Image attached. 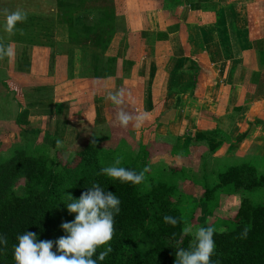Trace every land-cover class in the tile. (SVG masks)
<instances>
[{"label": "trees", "instance_id": "obj_1", "mask_svg": "<svg viewBox=\"0 0 264 264\" xmlns=\"http://www.w3.org/2000/svg\"><path fill=\"white\" fill-rule=\"evenodd\" d=\"M101 1L106 2L56 0L57 10L50 14L25 12L27 19L16 25L13 35L5 31L6 17L0 19V31L5 34L3 37L8 39L6 36H11L10 40L0 36V44H10L14 50L13 63L9 58L0 60V67L12 71L9 79L0 80V102L17 103L18 108L13 110V114L10 113L17 126L26 128L30 109L34 107L32 113H37L36 106L39 105L46 108V115L54 114L56 108L52 90L56 88V78L58 81L65 78L73 81L76 89L82 91L78 100L82 99L83 107L79 106L78 100L70 103V113L73 115L85 117L82 111L91 109L94 96L113 83L114 78V92L121 88L125 91L121 107L126 103L132 105L135 92L122 84L137 69L134 57L136 45L130 42L134 34L142 35L145 39L149 24L145 12H141L144 30L135 32L129 18L132 12L128 10L125 0H108L110 5ZM141 2L144 5L147 3L149 10L161 9L165 18H181L188 5L186 0ZM253 8L251 5L249 11ZM253 18L251 14L249 23ZM187 22L201 26L204 21L201 14L195 12L190 14ZM59 25L66 29L65 42L57 40L56 28ZM172 29L180 31L185 55L194 65L195 73L199 74L202 67L192 53L186 24L181 22ZM167 34L158 32L153 38L161 40ZM128 51L130 53L127 54ZM120 63L122 77L117 80ZM259 64L264 65V52L252 50L249 52L245 77V84L249 87L258 83L261 73ZM192 83L196 85L197 79ZM49 91L51 96L46 94ZM32 98H36L37 103ZM121 107L117 109L121 110ZM39 114H42L41 109ZM24 131L34 135L40 133V130ZM92 131L91 127H85L74 146L61 145L56 150L54 160L42 153V149H36L37 153L22 149L0 161V236L7 239V245L0 244V264H15L14 246L18 243V235L26 231L34 232L38 240L53 242L66 235L61 224L73 221L76 215L67 210L69 195L79 199L93 184L113 192L121 201V210L115 216V235L110 244L112 251L98 264H175L176 251L192 245L193 236L183 233L186 223L193 221L195 215L189 214L182 206L188 195H181L182 190L172 181V177H166L167 182L160 179L166 173L164 170V173L154 171L146 161L141 165L136 161L126 163L124 150L120 156L116 154L119 150L111 152L110 146L106 147L109 140H101ZM213 133L218 134L217 131ZM140 156L141 159L149 158L146 145H142ZM117 158L121 160L118 166L138 174L142 172L138 169L141 167L143 173L149 175V189L144 191L141 188L144 181L134 185L103 175L101 169L113 165ZM263 159L264 156H254L249 160L234 159L231 162H238L239 165L226 170L220 168L219 173L215 174L213 168L211 173H207L205 168L202 177L196 180L202 188V196L196 203L210 219L216 205L209 203L223 188L233 186L236 191L243 189L252 197H245L241 201L233 227L224 228L223 232L214 229L212 264H264V204H256L260 201L255 199L256 195L259 196L257 191L264 190V166L258 163ZM203 161L206 166L209 164L206 158ZM174 169V172L180 171L179 168ZM213 176L218 177L217 183L213 184ZM18 188L23 193H18ZM227 193L229 196L235 195L233 190ZM192 201L194 203L195 199ZM165 215L175 217L178 223L175 226L165 223ZM208 226L210 224L205 223L202 227ZM245 227L248 233L242 238ZM53 250H56L55 246ZM103 250L99 249L98 252Z\"/></svg>", "mask_w": 264, "mask_h": 264}, {"label": "crops", "instance_id": "obj_2", "mask_svg": "<svg viewBox=\"0 0 264 264\" xmlns=\"http://www.w3.org/2000/svg\"><path fill=\"white\" fill-rule=\"evenodd\" d=\"M186 1L188 5L181 18H165L161 9H131L129 16L135 32H139V23L143 20L140 13L145 12L148 30L152 34L168 33L161 40L153 38V34L140 45L142 55L137 69L129 79L122 81L136 93L135 115L147 113L149 117L136 128L135 140L140 130L139 137L155 140V145L161 143L158 148H162L167 142L165 139L171 136L177 151H190L186 155L189 165L195 162L202 165L205 158H213L215 167L224 160L263 157L264 65L259 64L261 73L256 86L245 84V77L249 52L255 49L264 52V0ZM251 5L254 8L249 11ZM145 6L147 8V3ZM195 12L201 14L203 25L187 22L190 14ZM251 14L254 18L249 23ZM181 22L187 26L192 53L202 67L199 74L195 73L194 65L185 55L180 31L172 29ZM0 71V76H6L4 69ZM121 77L122 73L118 72L117 80ZM115 79L94 96L91 109L77 127L69 123L67 115L56 113V117L51 116L46 123L42 119L44 126L41 125L40 129L49 123L48 130L56 136L51 140L55 141H77L85 126L93 131L102 130L99 127L109 123V112H117V107L111 106L109 99V93L116 88ZM194 79H197L196 85L192 83ZM71 88L72 91L67 89L66 94L73 93L75 88ZM70 99L67 100L69 106L79 98ZM4 123L0 121L1 126ZM216 131L218 134L213 133ZM155 134L157 139H153Z\"/></svg>", "mask_w": 264, "mask_h": 264}, {"label": "rangeland", "instance_id": "obj_3", "mask_svg": "<svg viewBox=\"0 0 264 264\" xmlns=\"http://www.w3.org/2000/svg\"><path fill=\"white\" fill-rule=\"evenodd\" d=\"M105 1H106L105 2L106 4L109 3L110 5V1L108 0H105ZM125 1L127 4V8L130 11L132 8L133 9L141 8L142 10L148 9L139 0L138 2L137 0H125ZM101 3H104V2L101 1ZM5 9H7L9 12H13L17 9H20L23 12H40L42 14H50L54 12L55 10H57V6H56V0H0V19H3L6 17L4 15ZM143 22L144 21L141 20V22L139 23L140 24V28L138 29L139 32H141L140 30L144 28ZM56 29H57L56 31L57 40L61 42H65V39L67 36L66 29L62 25H59ZM153 34L155 35V33ZM153 34L149 31L145 39L142 35L137 36L135 34L132 37L133 39L131 38L132 40L130 44L134 42L136 45V53L134 57H135V62L137 64H138V61H140V57L142 55L140 45L145 43L147 39H150L149 37ZM0 36L1 37L5 36L4 31H0ZM6 37L9 40L11 39L10 38L11 36H6ZM4 39L8 40L6 38ZM128 53H130V51H128L127 54ZM12 60L14 59L11 57L10 62L13 63L14 61ZM10 65L13 66L12 64ZM0 69L2 70L4 69L6 71V76L4 74L0 76V80L9 79L10 75H12V71L9 72V70L2 68V67H0ZM119 72L122 73V63L120 64ZM0 74H1V71H0ZM54 83H55L56 88L52 90V92L54 94V104H55L56 109H55L54 114L51 115L52 118L55 116L56 113H59L58 115L60 116L67 115L69 123L77 127L78 125L82 123V121L84 120V117L83 116L79 117L77 115L71 114L70 106L68 105L67 100L70 98H76V97L80 99L82 95V91L78 89L76 90L75 84L71 85L74 82L73 81L70 82L66 78L63 79L62 82L58 81L56 78ZM72 86H74L75 88L73 91L74 94L73 93L71 94V92L70 94H66L68 93V90L72 91V88H71ZM46 94L47 96H51V91L47 92ZM135 94L136 93H134V98H136ZM32 101L37 103L36 98H32ZM78 103H79V106L83 107L82 99L81 101L78 100ZM113 105L114 104L111 103V106ZM17 108H18V105L15 101L12 102V104H10L7 101L4 103L0 102V121L1 120L5 121V123L3 124L4 126L0 125V161L1 160L3 161L9 158L15 152L20 151L22 149H25L27 151H32V152H35L36 149H42L43 150L42 153L47 154V156H49L51 159L54 160L56 156V150L61 145L67 146V147H72L75 145L76 140H58L59 142L62 141V143L60 142V146L58 147L57 141L51 140V139H55L56 136L50 132L51 131L50 129L48 130L50 126L49 123L46 124L44 128L40 129L41 125L42 127L44 126L42 123V119L44 120L43 122L46 123L51 118L50 115L45 114L44 112L46 110L45 107L40 106V105L36 106L37 113H34V112L32 113V111L34 110V107L33 108L29 107L31 108L30 109L31 114L26 118V120L29 121V124L27 123L28 126H25L26 128H21L17 126L14 122L15 120L14 116L10 114V113L13 114V110H16ZM62 108L63 110L61 111L58 110ZM40 109L42 113L41 115L39 114ZM121 109L135 116L136 105L134 101L132 105L126 103L124 106L121 107ZM88 111L83 110L82 111L83 115L85 116V114ZM113 111H115V109H113ZM118 111L120 110L117 109V112ZM117 112L112 113V111H110L109 121H108L109 123L99 127V129H102V130L93 131V132H95L97 137L100 138L101 140H109L108 141L109 145L107 144L106 147L110 146L111 152L114 151L115 149L119 150L117 151L116 154L120 156L122 151L124 150L126 152L124 155V158H125L124 160L127 161L126 163H132L131 161H134V162L136 161L137 163H139V165H141L144 161H146L147 165L155 169L154 171L159 170V172H163V173L164 171L166 172L160 178L162 181L167 182L169 180L166 177H172V181L182 190L181 191L182 193L180 192L181 195L183 196L184 195L186 196V194L188 195V198L185 199L182 206L185 208V210L189 214H195L193 216L194 217L193 221L187 222L185 226H190L193 230V233H195V231L199 229L200 227H202L203 224L205 223L210 224V226L213 227L215 230H218L221 232L225 230L224 228H227V227L231 228L235 225V213H237L240 207L241 201L245 197H250L251 199L252 197L249 196V194L246 193L245 190L243 189L236 191L233 186L223 188L222 190L216 193L214 201L209 203V204L213 203L216 205L215 213L211 215V219H210L209 217L203 214L202 209L198 208V203H196L202 196V188L199 185V183L196 182V180H199V178L202 177L204 173L203 169L205 168H206L207 173H211V170L213 168V171H215L214 172L215 174L216 172L219 173L221 169L226 170L228 167H231L233 165H239L238 162L232 163L230 162V160H224V161H221L222 163L219 164V166L213 167V165H215V162H213V158H208L207 160L209 161V164H207V166L205 164H202V165L197 164V162H195L192 165H189V163H187L189 157L186 155L190 154V151H183V152L177 151V145L175 144V141H173L174 139L173 140L170 139L171 136H169V139H165L167 142L164 144L165 147H162V148H158V145L161 143L157 142L158 145L157 146L155 145V140L147 141V140H144V136L139 137L140 130L138 133V139L135 140L134 135L136 134L134 132L136 131L137 133L136 127H134L132 123H130L127 127H122L117 120ZM24 129H27L30 131L40 130V133H38V135H34V134L24 131ZM146 135L150 136V133ZM150 138L151 137H149L148 140H150ZM153 139H157L156 134ZM78 141L79 140H77L76 143ZM192 143H195V142L193 141ZM52 144L56 148V150L55 148H53ZM142 145H146L148 147L150 156L147 159L140 158L141 157L140 150L142 149ZM120 146H122V148H120ZM142 153H144V151H142ZM68 155H70V152H68ZM170 155L174 157H167V158L164 157V156H170ZM211 155H212L211 157H213V154ZM142 156L146 157L147 154H142ZM253 157L254 156L245 157V159L249 160V159H252ZM258 163H261L264 166V159L261 160L260 162L258 161ZM174 167L175 168L179 167L180 171L174 172L173 171L175 170ZM138 169L141 170L143 173V170L141 167ZM144 177H145L144 183L141 188L144 189L145 191L149 189L150 183L147 182L148 180L147 178L149 177L147 173L144 174ZM217 181H218V177L213 176V184L217 183ZM231 190L235 192V195H230V196L226 195L228 194L227 192H230ZM257 192L259 193V196L261 198L258 195L255 196L256 201H260V202H257L256 204H264V190H259ZM18 193L20 194L23 193V190L21 188H18ZM192 199H195L194 203ZM195 207L197 209L194 212Z\"/></svg>", "mask_w": 264, "mask_h": 264}, {"label": "clouds", "instance_id": "obj_4", "mask_svg": "<svg viewBox=\"0 0 264 264\" xmlns=\"http://www.w3.org/2000/svg\"><path fill=\"white\" fill-rule=\"evenodd\" d=\"M6 16L5 31L13 35L18 23L27 19V14L20 9L13 12L4 10ZM14 50L9 44H0V60L11 59ZM125 91L123 88L109 93V99L116 107L124 103ZM147 113H138L135 116L124 110L117 112V120L122 127L130 123L134 127H141L148 120ZM57 146L60 142L57 141ZM117 158L111 166L103 167L101 173L107 177L119 180L122 183L140 184L144 181V174L137 173L118 165ZM66 203L69 213H74L75 219L63 222L61 228L66 235L59 237L55 242L38 240L34 232L26 231L18 235V243L14 246L15 264H98L104 261L112 251L111 241L115 235V216L120 212V199L111 191H105L99 184H93L88 191L82 193L79 199L68 197ZM164 222L175 226L178 221L170 215L164 216ZM185 235L193 236V243L188 249L176 251L175 264H212L211 258L215 253L214 228L200 227L193 233L190 226L183 228ZM245 227L241 237L247 236ZM0 244L7 245V239L0 236ZM55 246V251L53 250ZM99 249H104L99 251Z\"/></svg>", "mask_w": 264, "mask_h": 264}]
</instances>
